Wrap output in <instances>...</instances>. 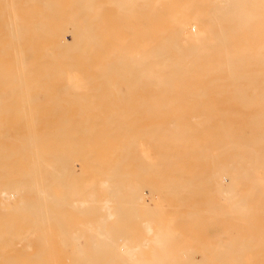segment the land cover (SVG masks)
<instances>
[{"label": "rangeland", "instance_id": "1", "mask_svg": "<svg viewBox=\"0 0 264 264\" xmlns=\"http://www.w3.org/2000/svg\"><path fill=\"white\" fill-rule=\"evenodd\" d=\"M218 6V0L217 2L216 0H0V264H98L97 262H99V264H128L129 258V264H133L131 263L132 258L135 259L133 262H135L136 259H139L140 262L142 256L144 259H142L141 262H144L145 264H148L145 260L148 261L153 258L152 264L153 262L154 264H236V262L237 264H257L255 262L264 257V254H262L261 251L264 250V240H262L264 234L262 233L261 235H258L260 234L258 233L259 231L262 230L264 232V228H262L263 224H259L261 222L264 223V213H262V208L264 207V124L263 120L257 124L248 122L250 117L263 119L264 111H261L262 109H249V107L242 106L243 103H249L252 101L253 103L263 102V99H258L256 101L254 99L247 100L235 96L236 94L233 88L232 91V89L223 86L225 84H222L221 82L222 77L218 79L214 76H206L204 66L201 67L203 70H201L202 75L200 73L197 75L176 73L175 78L173 73L168 74L169 76L172 75L173 79L171 78L172 76H168L171 79H167L165 74L161 75V77L163 76V83L166 81L168 82L165 83L166 85L161 84L162 87H159L162 82L161 77H159L160 75L155 76L149 73L156 69H154L151 61L147 60V62H149H145L147 58L144 55H146V53L143 54L144 52L149 51V49L153 52V47L157 46L155 44L158 43H154L158 40H155L154 42L153 40L155 38L157 39L159 37L158 35H162L165 38L170 32L176 30H187L194 33L204 32L205 23H210L209 20L204 19V15L210 9H217ZM260 11L261 12L257 15L259 16V14H261L263 16V27L260 28L264 32V0L263 10ZM224 13L227 14V8ZM193 15H197V20L193 19ZM2 19H4V21ZM224 19L226 21V32L224 35L218 33L217 40L215 44L212 45V48L217 51L218 56L221 54L225 56V58L217 57V62L228 65H237L236 63L238 62L234 63L232 60H228V58L235 55L243 56V53L245 52H249V55L252 58L258 53L263 52L264 35H262V41L256 40L253 43L229 42V40L232 41V39L235 38L231 36L232 34L238 37L241 33L239 31L240 27H237L238 21H233L228 26V20L226 18ZM214 22H217V31H222L219 27L220 24L223 23V19L220 20L215 17L213 23ZM73 23H75V25H73ZM180 23H186V28H180L176 25ZM228 28H232L233 31L228 33ZM11 30L13 32H11ZM248 30V28H244V31ZM79 34H83V36L81 37ZM60 35L65 38H59L61 37ZM54 38L56 40L59 38L64 43H58ZM151 38H153V40H151ZM239 38L243 37L239 36ZM145 39L146 42L149 41V39L151 42H147L146 44L144 43ZM8 40H11V43ZM221 40H224V42L222 43ZM27 41H29V43L33 42V45H31L34 46V50L37 49V55L35 54L37 57L33 56V49L29 50V48L32 47L27 44ZM25 44L29 47L27 46V48H25ZM152 44L154 46H152ZM109 45L111 50L118 49V52L116 51V53L113 50L115 53L113 54L112 51L108 49L110 48ZM144 46L145 50L143 49ZM54 47H57L59 50H56ZM150 47H152V49ZM61 48L64 52L67 50L66 53H61ZM41 49L43 50L41 51ZM58 51H60L59 53L63 54L65 57H63V55L62 57H59L60 54ZM141 51L142 55L145 57V61H143L144 57L141 55ZM151 51L149 52L151 53ZM39 52H41V54H39ZM110 52L116 57L114 58L111 56L112 54ZM136 52L139 53L137 54ZM149 52H147L148 55H150ZM53 53L54 55L55 53L59 55L56 57L54 56L53 58ZM134 53L135 56L133 59L137 58L139 61L142 59L140 63L136 59V61H132L133 59H131L132 62L129 61V58H132ZM48 54L49 56H47ZM108 54H111L109 55L111 56L110 58H107ZM118 54L122 55V57H118V59L120 58L119 60H117V56H120ZM42 56L47 58L42 60ZM124 56L125 58H123ZM5 57H7L6 59L8 61ZM105 58H107V60ZM101 59H105V68L108 69L107 67H110V71H112L108 76L107 71L109 70H103L104 67L100 64L102 62ZM148 59L151 58L148 57ZM32 60L34 61L32 62ZM254 61H257V59H252V62ZM113 62L115 63L113 64ZM142 62L147 64L144 66ZM29 63L31 64L29 65ZM104 63L102 64L103 66ZM81 64L84 65V67ZM110 64H112L113 67H111ZM120 65L122 69L120 68ZM81 67H83V71L81 70ZM115 67L117 69H115ZM168 67H165L166 69H164L170 71L172 66L169 65ZM112 68L117 70L118 74L121 71L123 74L125 73L123 76L127 79L123 78L121 74L122 72L118 79L119 76L114 75L116 72H113L115 70ZM152 68L154 70H152ZM86 69H88V71L91 69V74H88ZM119 69L121 70L119 71ZM140 70L142 71L140 72ZM145 70L147 72L146 74L149 73L156 78L154 77L151 79L149 74V79L148 77H144ZM102 71H104V73H102ZM126 71L130 72L128 73ZM102 74L103 79L105 77L104 74L108 78H106L107 80L101 79L102 85H100L101 81L99 79ZM90 75H94L96 78ZM113 75L115 78L112 77ZM110 76L112 78H110ZM45 77H48L47 82ZM96 79L100 82L95 81ZM111 79H113V81ZM108 80L112 81L111 84L110 81L106 82ZM107 83L110 85H107ZM168 83H171V87H175L177 83L175 88L178 89V94L173 88L174 92L170 90L169 93L171 87H168L170 86L167 85ZM89 84L92 86V89L88 88ZM79 85L80 87L77 88ZM207 85L209 86L207 87ZM136 86L138 87L137 90L135 88ZM191 86H195V88L199 87L196 89V93L193 92L194 87ZM81 87H85V89ZM166 87H168V91H166ZM96 88L100 90V93ZM115 88L118 90L116 91ZM156 88H159V90ZM94 89L98 92L96 93ZM79 90H89L90 92ZM92 90L94 91L91 92ZM189 90H192L193 93H190ZM118 91L120 93H117ZM143 91L145 95L143 94ZM151 91L153 92L151 93ZM159 91L161 92L160 96L166 91L164 97L162 96L163 98L159 97ZM217 91L218 95L216 93ZM154 92L156 95H154ZM171 92L175 95H170ZM151 94L153 98L150 96ZM179 94L180 98L181 96H184V99H181L180 103L178 102L180 107H178L177 104V101L180 100V98L179 100L177 98L179 97ZM154 97H157L156 99L159 97V100H154ZM172 97L174 99H172ZM118 100L122 105H118L120 104ZM151 102H153V105ZM162 102L165 103L164 107ZM123 104L125 106H123ZM144 105L149 108H145ZM154 105L155 107L157 105V107H153ZM245 108H248V110L246 111ZM243 109L244 111H242ZM154 110L157 111V113ZM258 110L259 112H257ZM118 111L120 112L118 113ZM178 113H180V117L183 116L184 113L185 118H178ZM242 113H245L246 118L248 117V121H246L247 123L241 124V121L238 123L236 122L239 120L238 117ZM141 115H143V119L141 118L139 120L143 121L145 119L144 123L138 120V117ZM164 116H168L170 120L168 117L165 119ZM171 116L174 117V121L177 123H173L171 120L173 118ZM186 116H188V120L189 116L194 117L191 118L192 121L190 120L188 122ZM196 116L199 117L196 118ZM177 118L178 120L180 119L179 122L178 120H175ZM183 118L184 120L186 119L185 122H183ZM116 119H119V121H116ZM193 119L196 120V122H194L201 127L197 126L198 131H195L196 127L194 126L195 123L193 122ZM228 120L231 121V123L228 122ZM118 122L119 125H117ZM155 122H158L160 125L159 127H162L161 129L158 128L160 129L157 131L159 133L155 131L157 128V126L153 124ZM160 122L161 124L164 122L162 126ZM180 122L182 125L186 124L184 125L185 127L181 124L179 126L178 124ZM151 123V126L156 127L155 129L152 128L153 130L150 129ZM136 124L138 126H136ZM146 124H149V126L146 127ZM171 126L175 132L177 131L176 126H179V128L184 127L183 130L178 129L177 131H182V133L184 130L189 133L190 127L193 129L194 126L192 136H190L188 140L183 138L185 145H182L181 139L182 137H186V135H182L181 137L178 133L173 132L180 136L181 141H178L175 144L173 142L174 138L177 139L179 136H176L177 138L172 137L173 140L170 142H173L175 146L174 144H171V148H169V143L166 147L168 140L171 139V135H173L171 133L172 130L169 133L167 132L168 128L172 129ZM116 127L118 129L120 128V133H118L119 131ZM143 129L147 130L146 135L142 133L145 132ZM138 131L140 134H136ZM150 131H155V133H157L155 136L159 135L157 136L158 140H154L155 136H153L152 133V137L148 135ZM186 131L185 134L187 133ZM182 133L180 132V134ZM165 134L167 136L162 137ZM138 135L141 137H137ZM133 137H135V140L133 139L134 141L131 139ZM136 137L139 140L136 139ZM124 138L127 140V143H124L125 147L128 146V148L123 147L125 149L122 150V147H118L117 145L119 144L118 140H124ZM165 138L169 139L165 141ZM129 139L133 141L132 144L137 140L136 144L134 143L132 145L131 142H128ZM194 139L197 141L191 144L190 141L193 142ZM151 140H153V142ZM162 140L163 142H160L162 145L158 146L157 144H160L159 141ZM138 141H140V144ZM119 142L122 144L123 141ZM141 142L143 143L141 144ZM154 142L158 143L156 144ZM189 142L192 151L191 149L188 151ZM129 145L132 146L133 149H129ZM180 145L182 148H180ZM122 146L124 145L122 144ZM154 147L159 150V152L157 151L159 154L157 152L153 153L155 151ZM178 147V153L179 151H182V153L180 152L182 156L179 154V157L176 151H174V149L177 150ZM119 148L121 149L118 151ZM134 148L140 153L134 150ZM151 149L152 153L149 154ZM117 151L119 154L116 153ZM129 151H136L140 155H136L137 153L132 152L130 153V157L127 155ZM146 151L148 155L144 153ZM171 151L176 153L177 156L173 153L171 154ZM195 151H198V153ZM257 153L260 155H257ZM122 154H124L123 156H126L121 158ZM149 155L150 157L152 155V158L150 159H153L154 161L151 160L150 162L148 158ZM133 156H136L134 157L135 159ZM137 156L139 157L137 158ZM145 157L146 159H143ZM257 157L260 158V162ZM175 161H178V164H174L176 163ZM147 162H149V164ZM196 162H198V166L195 165ZM171 163L172 165H176L175 168L179 165L177 170L180 172L175 168L171 169L174 167ZM140 165H146L151 169L149 172H145L147 168L143 166L141 169ZM191 165H194L193 168ZM195 166L197 169L199 167V169L196 170L194 168ZM252 166H254V168H251ZM138 167H140V172H137ZM159 167L162 169L159 170ZM143 169L145 170L143 171ZM170 169L175 172L174 175H171L173 172H170ZM190 171L193 174L197 171L198 172L194 174V176H191L192 174ZM153 172H155L156 175L155 173L152 175ZM158 172L163 175L162 178L160 177L161 174ZM187 174L190 175L186 176ZM195 175H198V178ZM168 177L171 179H167ZM193 177L196 178L194 179ZM137 178L138 180H136ZM156 178L159 180L156 181L161 183L159 187V183L156 185L155 180H153ZM145 179H147V182L144 181ZM150 179L151 182H149ZM175 180L178 182L176 183V186H174L176 182ZM21 182L27 186L23 189V192L20 193L21 196L19 195L20 199L24 200L22 202L20 199L17 200L19 198L18 195H12L13 192L18 189L17 187H19ZM104 182H107L106 185H104ZM190 182L195 185L197 190L199 188V194L197 193L199 197H193L194 195L192 196L189 194L188 191L191 190V187L193 186H189L191 184ZM233 182H236V184ZM30 183H32V186ZM117 183H119L120 186L125 183L123 185L128 187L129 184L132 185V187L134 185L141 189H138L139 191H137L138 193L141 192L143 195L145 190V197L140 193L137 195L141 199L143 198L142 202L139 197L137 202H133L134 199H137L135 196L137 193L135 190L137 188L135 189V187H133L130 190L129 187V191L127 190L128 187H126V191L124 190L125 188L122 189V186H118ZM151 183H155V185L153 184V186ZM36 184L38 186H36ZM102 184L104 186H102ZM114 184L115 187H111L112 185L114 186ZM149 184L151 185L150 187H152L151 189L153 192L150 187H148ZM98 185H101L100 189ZM237 185L240 186L237 188ZM38 187H43L48 196H44L46 201L40 207L35 208L36 210H33V208L30 210V208L28 209L29 205H27L26 208V205L23 203H26L27 201L33 206L40 205L39 201L42 197L41 194L37 192ZM179 187L182 190L184 189L186 193L184 191L182 192ZM113 188H118L119 190L115 189L114 191ZM167 188H170L171 192L170 189L167 190ZM120 189L124 191H121L122 194L120 193L122 196L119 194ZM172 190L177 191H174V193ZM237 190L239 191L237 192ZM128 191L130 193L132 192V194ZM192 191H194L193 188L190 192ZM3 192L6 195H2ZM93 192H96V194H93ZM106 192L110 193L108 195L111 196L108 198V195L106 194L109 202H107V198L105 199L106 196L104 193ZM195 192L193 193L196 195ZM156 193H158V195ZM113 194L118 195L115 196ZM184 194L188 195L183 196ZM177 195L180 196L178 197ZM38 196H40V198H38ZM244 196L248 197L245 198ZM117 197L119 198L118 200ZM177 197L179 200L178 202ZM249 198L251 201L256 200V202H248L247 199ZM43 199L41 201H44ZM169 200L172 201L170 202ZM258 200L259 202H257ZM260 200H262L263 203ZM160 201H162V203ZM165 201H167V203ZM186 201L188 203H186ZM119 202H121L120 204L123 203L125 205L122 206L117 204ZM196 202L201 203V205H199L200 203L198 204V209L196 208ZM260 202L262 205H259ZM21 205L25 206L22 207ZM183 205H185V208L181 207ZM108 206L109 210L107 209ZM116 206L121 210L119 208L117 209ZM120 206L123 208L126 207V209H123ZM248 206L252 207L250 208L252 211H249V208H246ZM110 207H113L112 210ZM235 207L236 212L234 211ZM115 208L117 212L121 211V213L125 210V212L120 215L121 217L116 216L117 212L114 211ZM136 208L141 209L138 210ZM232 208H234V210ZM26 209L28 212H26ZM29 210L31 212H29ZM238 210L240 212H237ZM241 211H243V213ZM255 211H257V213L259 211L261 215H257ZM107 212L108 215H105ZM150 212L151 219L145 216ZM199 212L202 214L199 215ZM244 212L247 214V217L246 214L244 215ZM250 212L251 214H248ZM109 213L111 217H108ZM175 213L176 215L178 214L177 217L174 216ZM238 213L239 215L237 216L236 214ZM241 214L246 217V220H248L247 218L250 216L248 220L249 222L251 216H254L252 218H254L255 221H253V219L251 222L262 225L258 227V225L252 223V226L255 225L254 229L256 226L258 227H256L257 229H255V231L257 232L258 230V234L256 235L257 238H259L257 239L258 244L254 246L253 243H255L256 237L252 238V236H255V234H248L249 236H247V234L244 235L245 233L243 234L241 232L244 237H242L243 235L239 238L237 237L239 235L234 236L235 233H238L233 230H236V228H234L235 224L241 225L243 223H241V221L236 222L239 220H234L235 223L233 219H236ZM122 215H124V218ZM188 215L195 220H191L192 218ZM229 215H234L233 217H236H229ZM140 216L143 218L142 221L141 218H139ZM241 217L239 218L242 219V222H246L247 224L248 221H244L243 216ZM135 218H137V220ZM171 220H173V222ZM100 222H102V225ZM107 222L108 224H106V226L104 223ZM96 224H100L98 227L101 231H99L98 228L96 229ZM244 225H242V227L235 226L238 227V234L241 235V230L246 231L249 227L252 228V226L246 228L247 225ZM251 228L249 229V232L253 233L254 230ZM107 229L108 231H106ZM111 229H114V232L118 233V235H114L115 237L112 236L113 232H111ZM103 230L106 232H103ZM91 231H95L96 234H93ZM100 232L104 234L111 233V237L113 238H111L109 234L107 236L110 240L114 239L113 241L115 243L111 241L112 246H110L111 244L109 245L108 243L110 240H101L107 238V236L103 235V237L105 236L104 238L98 237ZM28 233L30 234L29 236H27ZM65 233L69 237H67ZM158 235H161L159 239ZM75 236L77 237V241H74L76 239H72L71 242L69 238ZM96 236L97 238H95ZM79 238L81 239L79 240ZM94 238L98 242H96ZM244 239L247 243L243 241ZM236 240L242 242L238 243L239 248L242 246L240 249L236 246ZM156 241H158V243H156ZM47 242L49 246L47 245ZM101 243L103 246L100 245ZM87 245L88 247H86ZM89 245H94L92 248L94 250L89 248ZM121 245L126 249L125 252L128 249L133 250L132 248H134L133 252L137 251L136 253L134 252L137 256L134 255L132 251L131 253L128 251L127 253H124V249L122 250ZM259 246L260 249H258ZM44 247H46V249ZM95 247L98 249H101L102 247L104 250H98ZM135 247L139 250H136L137 248ZM248 247H250V249ZM78 249H80V252H77ZM209 250H212V252ZM196 251H198V253ZM87 253H92L94 255L90 254L88 256ZM230 253H232V256ZM76 254H80L81 258H78L79 255L77 257ZM96 254H101L102 258ZM95 255L96 257H94ZM240 255L243 257L245 256L244 261L240 259ZM249 255L250 258L248 257ZM252 257H254L255 260ZM83 258L86 260L84 261ZM78 259H80V261ZM106 261L108 262L106 263ZM242 261L243 263H241ZM262 261H264V259L261 260V263ZM134 264H136V262ZM258 264H260L259 260ZM262 264H264V262Z\"/></svg>", "mask_w": 264, "mask_h": 264}, {"label": "bare ground", "instance_id": "2", "mask_svg": "<svg viewBox=\"0 0 264 264\" xmlns=\"http://www.w3.org/2000/svg\"><path fill=\"white\" fill-rule=\"evenodd\" d=\"M118 2V1H117ZM216 2H217V0H216ZM218 2H219V6H218V8L217 9H210L205 15H204V19H206V20H209L210 21V23L209 24H207V23H205V26H204V28H205V31L204 32H197V33H194V32H191V31H187V30H176V31H172V32H170L168 35H166L167 37H163L162 35L160 36V35H158L159 37L156 39H154L153 40V38H151V40H153V42L155 41V40H158V41H155L154 43H156V42H158L157 44H155V45H157V46H155V47H153V52L149 49V51H151V53L149 52V51H147V52H149L150 53V55H148L147 54V52H144L143 54H145L146 53V55H144V56H146V61H145V57L142 55V51H141V55L144 57V59H143V61H145V62H147V60H149V61H151V64L153 65V67H154V69H156V70H154L153 68H152V70H154L153 72H149V70H148V72L150 73V74H152V75H155V76H159V77H161V75H166V77H167V79H173V76L175 77V74L176 73H178V74H201L202 73V69H201V67L202 66H204V72H205V74H206V76H208V75H210V76H214V77H217L218 79L220 78V77H222L221 78V82H222V84H225V85H223V86H226V88H228V89H234V92H235V96H238L239 98H244V99H247V100H250V99H254V100H258V99H260V100H262L263 99V102H254L253 103V101L252 102H247V103H243L242 104V106H246V107H249V109L251 108H256V109H262L261 111H264V48H263V52L262 53H258L256 56H254V57H252L251 58V56L249 55L250 53L249 52H245V53H243V56H238V55H235V56H233V57H229L228 58V60H232L234 63H236V62H238V63H236L237 65H228V64H225V63H220V62H217V57H221V58H225V56H223V54H221V55H217V51H215V49H213L212 47V45L213 44H215V42H216V40H217V36H218V33H220V34H223L224 35V33L226 32V30H225V25H226V21H225V19L224 18H226L227 20H228V26L230 25V23L231 22H233V21H238V26L237 27H240V29H239V31L241 32L239 35H238V37L237 36H235V35H231V36H233V37H235L234 39H232V41L231 40H229V42H234V43H240V42H245V43H253V42H255L256 40H260V41H262V35H264V32H263V30L261 29L262 27H263V16L261 15V14H259V16L257 15L258 13H260L261 11L260 10H263V0H218ZM261 4V5H260ZM260 5V6H259ZM227 8V14H225L224 13V11H226V8ZM218 11H219V15H218ZM247 12V13H246ZM215 17H216V19H220V20H222L223 19V23H221L220 24V30H222V31H220V32H218L217 31V22H214L213 23V20L215 19ZM193 19L195 20H197V15H193ZM1 20V19H0ZM3 21H4V19H2ZM229 20H231V21H229ZM3 23V22H2ZM10 23V22H9ZM1 24V23H0ZM194 24V23H193ZM192 24V25H193ZM10 25H11V23H10ZM73 25H75V23H73ZM178 27H180V28H186V23H180V24H176ZM69 26H70V24H69ZM160 26V25H159ZM193 26H195V25H193ZM261 27V28H260ZM10 28H11V26H10ZM244 28H248L249 30L248 31H244ZM16 31V30H15ZM15 31H14V33H15ZM228 33H231L232 31H233V29L232 28H228ZM11 32H13L12 30H11ZM20 32H21V30H20ZM16 33H17V31H16ZM89 33V32H88ZM63 34V33H62ZM85 34V33H84ZM149 34H150V32H149ZM24 35V34H23ZM26 35V34H25ZM58 35H59V33H58ZM64 35V34H63ZM79 35H81V34H79ZM153 35V34H152ZM242 35V36H241ZM61 36V35H60ZM65 36V35H64ZM83 36V34L81 35V37ZM231 36H230V38H231ZM239 36L240 37H243V38H239ZM24 37V36H23ZM51 37V36H50ZM59 38H65V37H63V36H61V37H59ZM55 39V41H57L58 43H64L63 41H61L60 39ZM147 38H149V37H147ZM79 39V38H78ZM82 39V38H81ZM151 40L149 39V41H147V42H151ZM10 43H11V40H8ZM54 41V42H55ZM94 41V40H93ZM142 41H143V39H142ZM222 41V43L224 42V40H221ZM147 42H146V39L144 40V43H146L147 44ZM2 43V42H1ZM33 43V42H32ZM31 42L29 43V41H27V44L30 46L31 44H32ZM82 43V42H81ZM90 43H92V42H90ZM112 43V42H111ZM140 43V42H139ZM148 43V44H149ZM153 43V44H154ZM8 44V43H7ZM56 44V43H55ZM96 44V43H95ZM104 44V43H103ZM143 44V43H142ZM152 44V46H154ZM2 45V44H1ZM27 45V46H28ZM33 45V44H32ZM31 45V47L32 48H29V50H31V49H33V47L34 46H32ZM58 45V44H57ZM112 45V44H111ZM145 45V44H144ZM25 46H26V44H25ZM27 46L25 47V48H27ZM28 46V47H29ZM96 46V45H95ZM136 46V45H135ZM109 47H110V45H109ZM56 50L58 49L57 47H54ZM60 48V47H59ZM151 49H152V47H150ZM55 49H54V51H55ZM62 49V48H61ZM77 49V48H76ZM108 49H110V51H112V53L113 54H115L114 53V51L116 52H118V49L117 50H111V47L110 48H108ZM129 49V48H128ZM131 49V48H130ZM144 50H145V46H144V48H143ZM37 50V49H36ZM36 50H32V54H33V56H35V57H37L36 55H37V51ZM43 49H41V51H42ZM59 50V49H58ZM94 50V49H93ZM34 51V52H33ZM67 51V50H66ZM66 51L64 52L63 51V49H62V52L61 53H66ZM75 51H77V50H75ZM36 52V53H35ZM48 52V51H47ZM60 51H58V53H59ZM70 52H72V51H70ZM108 52V51H107ZM116 52V53H117ZM132 52V51H131ZM43 53V52H42ZM61 53H59V54H57V53H55V55H54V53H53V58H54V56L56 57V56H58L59 55V57L61 56L62 57V55L63 54H61ZM69 53V52H68ZM79 53V52H78ZM111 53V52H110ZM111 53V54H112ZM137 53V52H136ZM139 53V52H138ZM137 53V54H138ZM36 54V55H35ZM39 54H41V52H39ZM107 54V53H106ZM111 54H108L107 55V58H110L111 56H113L114 58L116 57V56H114L113 54L111 55ZM90 55V54H89ZM109 55H111V56H109ZM118 55H120V54H118ZM140 55V54H139ZM148 55V56H147ZM41 56V55H40ZM47 56H49V54L47 55ZM82 56V55H81ZM109 56V57H108ZM135 56V53L133 54V56H132V58L130 57L129 58V61H131V59H133V57ZM138 56V55H137ZM136 56V57H137ZM3 57V56H2ZM35 57H34V59H35ZM63 57H65L64 55H63ZM79 57H80V55H79ZM102 57V56H101ZM118 57H122V55H120V56H117V60H119L118 59ZM148 57L149 58H151V59H148ZM4 58V57H3ZM7 57H5V59H6ZM44 58H45V56L43 57L42 56V60H44ZM47 58V57H46ZM45 58V59H46ZM67 58V57H66ZM95 58V57H94ZM99 58V57H98ZM107 58H105L106 60H107ZM123 58H125V56L123 57ZM139 58V57H138ZM30 59V58H29ZM37 59V58H36ZM50 59V58H49ZM63 59V58H62ZM65 59V58H64ZM90 59V58H89ZM88 59V60H89ZM105 59L104 60H102L101 59V61L104 63V61H105ZM113 59V58H112ZM138 60L139 61V59H137V58H134L132 61H136V60ZM252 59H257V61H254V62H256V63H254V62H252ZM7 60V59H6ZM78 60H80V59H78ZM109 60V59H108ZM8 61V60H7ZM31 61V60H30ZM34 60H32V62H33ZM97 61H99V60H97ZM111 61V60H110ZM131 61V62H132ZM137 61V62H138ZM142 61V59H140V61H139V63ZM148 61V62H149ZM81 62V61H80ZM100 63L101 64V66L102 67H104L103 68V70L104 69H106L105 67V63H104V66L102 65L103 63ZM145 62H142L143 64H144V66L148 63H145ZM112 63V62H111ZM115 62H113V64H114ZM126 63V62H125ZM31 63H29V65H30ZM82 64H83V62H82ZM81 64V65H82ZM122 64V63H121ZM129 64V63H128ZM143 64H141V65H143ZM111 65V67H113L112 66V64H110ZM110 65H107V66H110ZM118 65H119V63H118ZM136 65V64H135ZM172 66V69L170 70V71H167V70H165L166 68L165 67H168V66ZM78 66H80V65H78ZM83 67H84V65H82ZM100 66V67H101ZM130 66V65H129ZM140 66V65H139ZM83 67H81V70H82V68ZM99 67V68H100ZM101 67V68H102ZM152 67V66H151ZM150 67V68H151ZM108 69H106V70H109V71H107V76L110 74V72H112V71H110L111 69H110V67H107ZM120 68H121V65H120ZM161 68H162V70H161ZM165 68V69H164ZM169 68V67H168ZM94 69H95V67H94ZM97 69V68H96ZM113 70H115V69H117L116 67H115V69L114 68H112ZM122 69V68H121ZM121 69H119V71L121 70ZM128 69V68H127ZM138 69V68H137ZM80 70V71H81ZM91 70V69H90ZM90 70L88 71V69H86V72H88V74L90 73ZM98 70V69H97ZM202 70V71H201ZM83 71V70H82ZM81 71V72H82ZM92 71V70H91ZM95 71V70H94ZM100 71V70H99ZM118 71V72H119ZM133 71V70H132ZM137 71V70H136ZM142 70H140V72H141ZM151 71V70H150ZM85 72V73H86ZM106 72V71H105ZM109 72V73H108ZM113 72H116L117 73V70H115V71H113ZM122 72V71H121ZM120 72V73H121ZM126 72H128V71H126ZM130 72V71H129ZM128 72V73H129ZM95 73V72H94ZM102 73H104V71H102ZM114 74L115 76L117 75V76H119L118 77V79L120 78V73L118 74ZM136 73V72H135ZM143 73V72H142ZM147 72H146V70H145V75H144V77H148V79H149V77L151 76L149 73V75L148 74H146ZM154 73V74H153ZM174 74L172 77L171 76H169L168 74ZM81 74V73H80ZM88 74H87V77H88ZM91 74V73H90ZM95 74H97V73H95ZM101 74V73H100ZM122 74V76L125 74H123V72L121 73ZM157 74V75H156ZM112 76V77H114L115 78V76ZM133 75V74H132ZM195 75V76H196ZM202 75V74H201ZM200 75V76H201ZM90 76H94V75H90ZM104 79H103V74H102V76L100 77V81H101V79L102 80H107L106 78H108L105 74H104ZM142 76V75H141ZM155 76H151L150 78L151 79H153ZM171 77V78H169V77ZM183 76V75H182ZM95 77V76H94ZM111 76H110V78H112ZM139 77H140V74H139ZM138 77V78H139ZM143 77V76H142ZM163 77V76H162ZM162 77H161V81H162ZM192 77H194V76H192ZM205 77V76H204ZM41 78H43V77H41ZM46 78V77H45ZM48 78V77H47ZM46 78V82L48 81V79ZM96 78V77H95ZM123 78H125V79H127L126 77H124L123 76ZM156 78V77H155ZM176 78V77H175ZM117 79V78H116ZM131 79V78H130ZM140 79V78H139ZM147 79V78H146ZM150 79V80H151ZM165 79V78H164ZM194 79V78H193ZM197 79V78H196ZM222 79H224V80H222ZM99 80H95V81H98V82H100ZM112 81H113V79H111ZM121 80H122V77H121ZM160 80V79H159ZM158 80V81H159ZM87 81V80H86ZM110 80H108V81H106V82H109ZM112 81H110V84H111V82ZM117 81H119V80H117ZM131 81V80H130ZM130 81H129V83H130ZM142 81V80H141ZM152 81V80H151ZM164 81V80H163ZM163 81L160 83V85H159V87L161 86L162 87V85L161 84H165V83H167L168 81H166L165 83H163ZM88 82V81H87ZM91 82V81H90ZM89 82V83H90ZM136 82H137V80H136ZM139 82V81H138ZM170 82H171V80H170ZM202 82H203V80H202ZM201 82V83H202ZM86 83V82H85ZM97 83V82H96ZM101 84L100 85H102V81L100 82ZM125 83V82H124ZM123 83V84H124ZM159 83V82H158ZM178 83V82H177ZM177 83H176V86H177ZM78 84H80V83H78ZM88 84V83H87ZM109 83H107V85H108ZM109 84V85H110ZM117 84V83H116ZM136 84V83H135ZM134 84V85H135ZM149 84H151V83H149ZM208 84V83H207ZM215 84V83H214ZM81 85V84H80ZM80 85L77 87V88H79L80 87ZM85 85V84H84ZM98 85V84H97ZM104 85V84H103ZM114 85H115V82H114ZM126 85V84H125ZM124 85V86H125ZM143 85V84H142ZM166 85V84H165ZM167 85H170V86H168V87H171L172 85H171V83H168ZM113 86V85H112ZM127 86V85H126ZM133 86V85H132ZM164 86V85H163ZM175 86V87H176ZM209 85H207V87H208ZM92 86H90V84H89V89L91 88ZM94 87V86H93ZM107 87V86H106ZM109 87V86H108ZM117 87V86H116ZM131 87V86H130ZM140 87V86H139ZM155 87H156V85H155ZM168 87H166V91H168L167 89H168ZM175 87H171V89H169V93H170V90H172L173 91V89L174 90H176V92H177V94H178V89H176ZM191 87H194L195 88V86H191ZM198 87V86H197ZM214 87H215V85H214ZM216 87H218V86H216ZM81 88H83V87H81ZM111 88V87H110ZM120 88V87H119ZM136 88V90H137V86L135 87ZM147 88V87H146ZM173 88V89H172ZM193 88V92L194 93H196V89H198V88H195L194 89ZM83 89H85V87L83 88ZM92 89V88H91ZM97 89V88H96ZM102 89V88H101ZM116 89V88H115ZM156 89H158L159 90V88H156ZM155 89V90H156ZM185 89V88H184ZM218 89V88H217ZM233 89H232V91H233ZM95 90V89H94ZM94 90H92L91 92H93ZM97 90H99V89H97ZM97 90H95L96 91V93L98 92ZM111 90H112V88H111ZM118 89H116V91H117ZM121 90V89H120ZM145 90V89H144ZM150 90V89H149ZM157 90V91H158ZM1 91H2V89H1ZM79 91H89V90H79ZM115 91V92H116ZM162 91V90H161ZM166 91H164V93L166 92ZM206 91V90H205ZM90 92V91H89ZM88 92V93H89ZM110 92V91H109ZM112 92H113V90H112ZM112 92H111V94H112ZM129 92H130V89H129ZM153 91H151V93H152ZM174 92V91H173ZM189 92L191 93L192 92V90H189ZM192 92V93H193ZM224 92V91H223ZM2 93V92H1ZM99 93H100V90H99ZM117 93H120L119 91L117 92ZM137 93V92H136ZM155 93V92H154ZM153 93V94H154ZM159 93V97H164V93H163V95L162 96H160V91L158 92ZM180 93V92H179ZM217 93V95H218V91L216 92ZM110 94V93H109ZM143 94H144V91H143ZM172 94H174V93H172L171 92V94L170 95H172ZM182 94V93H181ZM207 94H209V93H207ZM212 94V93H211ZM234 94V93H233ZM233 94H232V96H233ZM2 95V94H1ZM113 95V94H112ZM114 95H115V93H114ZM131 95V94H130ZM134 95V94H133ZM145 95V94H144ZM143 95V96H144ZM154 95H156V93L154 94ZM175 95V94H174ZM186 95V94H185ZM217 95H216V97H217ZM225 95V94H224ZM118 96V95H117ZM116 96V97H117ZM150 96H152V94L150 95ZM149 96V97H150ZM179 97H177L178 98V100H179V98H180V94L178 95ZM228 96V95H227ZM120 97V96H119ZM148 97V98H149ZM159 97H158V99H156L157 97H154L155 99L154 100H159ZM162 97V98H163ZM174 97V96H173ZM172 97V99H174ZM184 96H181V98H180V100L179 101H177V104H178V102L180 103L181 102V99H184L183 98ZM229 97V96H228ZM228 97H226V98H228ZM135 98H136V96H135ZM146 98V97H145ZM152 98H153V96H152ZM123 99V98H122ZM147 99V98H146ZM145 99V100H146ZM151 99V98H150ZM211 99V98H210ZM139 100V99H138ZM143 100V99H142ZM151 100H153V99H151ZM153 100V101H154ZM177 100V99H176ZM175 100V101H176ZM119 101V100H118ZM117 101V102H118ZM122 101V100H121ZM136 101V100H135ZM150 101V100H149ZM174 101V102H175ZM216 101V100H215ZM116 102V103H117ZM138 102V101H137ZM145 102V101H144ZM119 103H120V101H119ZM123 103V102H122ZM149 103V102H148ZM152 103V105H153V102H151ZM163 103V102H162ZM176 103V102H175ZM131 104H132V102H131ZM167 104V103H166ZM115 105V104H114ZM119 106L120 105H122L121 103L120 104H118ZM117 105V107L119 108V106ZM164 105H165V103H163V107H164ZM192 105V104H191ZM123 106H125L124 104H123ZM122 106V107H123ZM160 106H161V104H160ZM194 106V105H193ZM257 106V107H256ZM139 107V106H138ZM137 107V108H138ZM143 107V106H142ZM144 107H145V105H144ZM148 107V106H147ZM147 107H145V108H147ZM153 107H155V105L153 106ZM156 107H157V105H156ZM155 107V108H156ZM162 107V106H161ZM178 107H180V105L178 104ZM124 108V107H123ZM129 108V107H128ZM149 108V107H148ZM189 108V107H188ZM190 108H191V106H190ZM122 109V108H121ZM125 109V108H124ZM132 109V108H131ZM135 109V108H134ZM246 109V108H245ZM138 110V109H137ZM211 110V109H210ZM237 110V109H236ZM248 110V108L246 109V111ZM113 111H115V110H113ZM123 111V110H122ZM126 111V110H125ZM155 111V110H154ZM153 111V112H154ZM164 111V110H163ZM180 111V110H179ZM218 111V110H217ZM238 111V110H237ZM242 111H244V109L242 110ZM120 111H118V113H119ZM134 112H136V111H134ZM148 112V111H147ZM150 112V111H149ZM156 113H157V111H155ZM169 112V111H168ZM173 112V111H172ZM257 112H259V110L257 111ZM115 113V112H114ZM123 113V112H122ZM137 113V112H136ZM141 113V112H140ZM159 113V112H158ZM194 113V112H193ZM126 114V113H125ZM142 114V113H141ZM146 114V113H145ZM164 114V113H163ZM170 114V113H169ZM246 114H248V113H246ZM116 115V114H115ZM139 115V114H138ZM150 115V114H149ZM160 115V114H159ZM165 115V114H164ZM166 115H168V114H166ZM178 115L179 116H177L178 118H182V117H184L185 118V115H184V113H183V116H181L180 117V113H178ZM181 115H182V113H181ZM187 115V114H186ZM188 115H190V114H188ZM193 115V114H192ZM142 116L143 115H141L140 117H138V120L139 119H141L142 118ZM158 116V115H157ZM163 116V115H162ZM175 116V115H174ZM117 117V116H116ZM136 117V118H137ZM155 117V116H154ZM160 117V116H159ZM165 117V119H166V117H168V116H164ZM163 117V118H164ZM172 117V116H171ZM176 117V116H175ZM188 116H186V118H187ZM194 117V116H193ZM193 117H190L189 116V120H188V118H187V121L189 122L190 120H191V118H193ZM197 117H199V116H196V118ZM201 117V116H200ZM238 117V116H237ZM146 118V117H145ZM169 118V117H168ZM173 119H171L172 121H173V123H177L176 121H174V117H172ZM178 118L177 119H175V120H178ZM184 118H183V120H184ZM195 118V119H196ZM248 118V117H247ZM246 118V116H245V113H242L239 117H238V121H236L237 123L239 122V121H241V124L242 123H247L246 121H248V119ZM143 119V118H142ZM154 119V118H153ZM180 119L178 120V122L180 121ZM146 120H147V118H146ZM150 120H152V119H150ZM169 120H170V118H169ZM186 120V119H185ZM185 120L183 121V122H185ZM199 120V119H198ZM197 120V121H198ZM213 120V119H212ZM227 120V119H226ZM225 120V121H226ZM233 120H234V117H233ZM263 120V124H264V117H263V119L262 118H254V117H250L249 118V123L250 122H253V123H255V124H257V123H260L261 121ZM116 121H119V119H116ZM140 122H142V123H144V121H145V119L142 121V120H139ZM186 121V122H187ZM192 121V120H191ZM196 122V120H194L193 119V122ZM223 121H224V118H223ZM137 122V121H136ZM140 122H138V123H140ZM154 122V121H153ZM171 122V121H170ZM182 122V123H183ZM194 122V123H195ZM222 122V121H221ZM227 122V121H226ZM228 122H230L231 123V121H229L228 120ZM137 123V124H138ZM157 123V124H156ZM164 123V122H163ZM163 123L161 124V122H160V124H161V126L163 125ZM193 123V124H194ZM198 123V122H197ZM214 123V122H213ZM136 124V126H138ZM153 124H155V126H157V128L155 127V126H151L152 125V123L150 124V129H152V128H156L155 129V131L157 132V131H159L162 127H159L160 125L158 124V122H155V123H153ZM180 124H181V122L178 124L179 126H180ZM189 124V123H188ZM217 124V123H216ZM220 124H223V123H220ZM117 125H119V122H118V124ZM135 125V124H134ZM165 125V124H164ZM182 125V124H181ZM184 125H186V124H184ZM184 125H182V126H184ZM203 125V124H202ZM125 126V125H124ZM139 126H141V125H139ZM149 126V124L147 125L146 124V127H148ZM166 126H167V124H166ZM169 126V125H168ZM179 126H176L177 128V131H178V129H181V130H183V128L185 127H181V128H179ZM188 126V125H187ZM186 126V127H187ZM194 126L196 127V129H195V131H198L197 130V126L198 127H200L198 124H194ZM194 126H193V129H194ZM207 126V125H206ZM209 126V125H208ZM233 126V125H232ZM118 127V126H117ZM116 127V128H117ZM146 127H142V128H146ZM165 127V126H164ZM172 127V126H171ZM241 127V126H240ZM158 128H160V129H158ZM192 127H190V129H189V133L186 131V130H184L183 131V133H182V131H179V132H175V131H173V127H172V129L171 128H168L169 129V131H168V129H167V132L169 133L171 130V133L174 135H171V139H169V138H167V139H169L168 140V143L166 144V147H167V145L170 143V147L169 148H171V144H176L178 141H181L182 140V145H185L184 144V139H186V140H188L189 138H190V136H192V130L193 129H191ZM201 128V127H200ZM210 128V127H209ZM118 129V128H117ZM199 129V128H198ZM144 130V129H143ZM153 130V129H152ZM175 130V129H174ZM190 130H191V132H190ZM202 130V129H201ZM200 130V131H201ZM118 133H120V128L118 129ZM145 132H142V133H144V135H146L147 134V130H144ZM155 131H153V132H151L150 131V133H148V135H150L151 137H152V135L153 136H155L157 133H159V132H157V133H155ZM185 131L187 132L186 134H185ZM166 131H165V133H167ZM173 132H175V133H178L181 137H182V135H186V137H182V139L180 140V136L179 135H177V134H174ZM180 132L182 133V134H180ZM205 132V131H204ZM203 132V133H204ZM151 133H152V135H151ZM168 133H167V135H168ZM136 134H140V132L138 131V132H136ZM135 134V135H136ZM163 134V133H162ZM144 135H142V136H144ZM166 134L165 135H163L162 137H166L167 136ZM205 135H206V133H205ZM227 135V134H226ZM157 136H159V135H157ZM157 136H155V138H154V140L156 141V139L158 140V138H157ZM178 138H177V137ZM195 136V135H194ZM137 137H141L140 135H138ZM136 137V139H138ZM161 137V138H162ZM174 137H176L177 139H175L174 138V143L172 142H170L171 140H173V138ZM160 138V137H159ZM184 138V139H183ZM197 138V137H196ZM119 139V138H118ZM132 140L134 139L135 140V137H133V138H131ZM167 139L165 138L164 140L165 141H167ZM124 140H125V138H124ZM118 140V147L119 146H121L122 147V150L123 149H125V148H128V146H126L125 147V144L124 143H127V140ZM133 140V141H134ZM139 140V139H138ZM141 140H143V139H141ZM190 140H193V139H190ZM189 140V141H190ZM218 140V139H217ZM227 140V139H226ZM119 141H123L122 142V144L124 145V146H122V144H120L121 142H119ZM133 141H131L130 139H129V141L128 142H131V144H132V142ZM144 141V140H143ZM152 142H153V140H151ZM164 141V142H165ZM176 141V142H175ZM197 140L196 139H194V141L192 142V141H190L191 142V144H193L194 142H196ZM136 142H137V140L134 142L135 144H136ZM139 142V144H140V141H138ZM146 142V141H145ZM160 142H163V140L162 141H159V143ZM190 142H189V150L188 151H190ZM133 143V144H134ZM143 142H141V144H142ZM154 143H158V142H154ZM98 144V143H97ZM128 144H130V143H128ZM132 144V145H133ZM156 144H154V145H156ZM175 144H174V146H175ZM180 144V143H179ZM178 144V145H179ZM99 145V144H98ZM127 145V144H126ZM147 145V144H146ZM153 145V146H154ZM158 146H160V145H162V143H160V144H157ZM177 145V146H178ZM263 145V144H262ZM99 146H101V145H99ZM138 146H140V145H138ZM141 146H143V145H141ZM163 146H164V144H163ZM181 146V145H180ZM188 146V145H187ZM123 147H125V148H123ZM129 149H133V147L132 146H130L129 145ZM185 147V146H184ZM149 148H151V147H149ZM180 148H182V146L180 147ZM187 148V147H186ZM186 148H185V150H186ZM121 148H119L118 149V151L120 150ZM141 149V148H140ZM153 149V148H152ZM152 149H151V152L149 153V154H151L152 153ZM154 149H155V147H154ZM162 149V148H161ZM173 149V148H172ZM178 149H179V147L177 148V150H175L174 149V151H176V153L178 154V157H179V154H180V152L182 153V151H179V153H178ZM134 150H136L135 148H134ZM144 150V149H143ZM170 150V149H169ZM118 151L116 152L117 154H119L118 153ZM127 151V150H126ZM125 151V152H126ZM138 153H140L138 150H136ZM136 151H134L135 153H137ZM141 151V150H140ZM148 151V150H147ZM147 151L146 152H144L145 154H147ZM159 152V150H157V148L155 149V151L153 152V153H155V152ZM161 151V150H160ZM162 151H163V149H162ZM187 151V150H186ZM191 151H192V149H191ZM128 152V151H127ZM126 152V153H127ZM133 151H129V153L127 154L128 156H130L131 157V154L130 153H132ZM133 152V153H134ZM157 152V153H158ZM195 152H197L198 153V151H195ZM136 154V155H140V154ZM170 153V152H169ZM174 154V155H176L177 156V154L176 153H174V152H172L171 151V154ZM187 153V152H186ZM191 153V152H190ZM189 153V154H190ZM159 154V153H158ZM161 154V153H160ZM259 153H257V155H258ZM124 154H122V156H121V158H123V157H125V156H123ZM133 155H135V154H133ZM148 155V154H147ZM181 156H182V154H180ZM184 155L186 156V154L184 153ZM260 155V154H259ZM161 156V155H160ZM160 156H158V157H160ZM197 156V155H196ZM134 157H136V156H133V158ZM139 156H137V158H138ZM250 157V156H249ZM260 157V156H259ZM259 157H257V158H259ZM136 158V159H137ZM149 160H150V162H151V160H153V159H150V158H152V155H151V157H150V155H149ZM157 158V157H156ZM262 158V157H261ZM135 159V158H134ZM143 159H146V157L145 158H143ZM143 159H141V160H143ZM255 159V158H254ZM178 160V159H177ZM196 160V159H195ZM198 160V159H197ZM248 160V159H247ZM252 160V159H251ZM138 161V160H137ZM140 161V160H139ZM154 161V160H153ZM160 161V160H159ZM161 162V161H160ZM176 163H174V164H178V161H175ZM250 162V161H249ZM259 162H260V158H259ZM262 162V161H261ZM142 163V162H141ZM148 164H149V162H147ZM146 163V164H147ZM180 163V162H179ZM143 164V163H142ZM147 164V165H148ZM172 165V163H171V165L172 166H174V167H172L171 169H173V168H175V166L176 165ZM196 166H198V162H196V164H195ZM137 166V165H136ZM144 165H140V167H141V169H142V167H143ZM150 166V165H149ZM192 166V168H193V166L194 165H191ZM194 167L196 170H198L199 169V167H198V169H197V167ZM140 167H138L137 168V172H140ZM145 168H147L146 169V171L145 172H149V170L151 169V168H149V167H147L146 165L144 166ZM152 167V166H151ZM186 167V166H185ZM149 168V169H148ZM179 168V165H178V167H176L175 169L177 170ZM184 168V167H183ZM251 168H254V166H252ZM155 169H157V168H155ZM162 168L161 167H159V170H161ZM170 169V172H173V173H171V175L173 174L174 175V171H172ZM195 169H192V170H195ZM250 169V168H249ZM139 170V171H138ZM145 169H143V171H144ZM175 170V171H176ZM180 170V169H179ZM188 170H190V169H188ZM187 170V171H188ZM244 170V169H243ZM250 170H252V169H250ZM178 171V170H177ZM212 171V170H211ZM178 172H180V171H178ZM193 172V171H192ZM198 172V171H197ZM196 172V173H197ZM154 173L155 172H153L152 173V175H154ZM158 173H160V172H158ZM190 173H191V171H190ZM196 173H194V174H196ZM148 174V173H147ZM161 174V173H160ZM159 174V175H160ZM192 175L191 176H194V174L193 173H191ZM152 175H150V176H152ZM155 175H156V173H155ZM188 175H190V174H187L186 176H188ZM138 176V175H137ZM136 176V177H137ZM162 174L160 175V177L162 178ZM191 176H190V178H191ZM196 176V175H195ZM198 176V175H197ZM196 176V177H197ZM219 176V175H218ZM139 177V176H138ZM153 177H155V176H153ZM165 177V176H164ZM170 177V176H169ZM167 178V179H171V178ZM172 177H174V176H172ZM195 177V178H196ZM220 177V176H219ZM146 178V177H145ZM183 178V177H182ZM181 178V179H182ZM194 178V177H193ZM194 178V179H195ZM198 178V177H197ZM141 179V178H140ZM148 179H149V176H148ZM136 180H138V178L136 179ZM153 180H155V182H156V185H157V183H159L158 181V179L156 178V179H153ZM156 180H158V181H156ZM129 181V180H128ZM145 182H147V179H145L144 180ZM176 182H175V185L174 184H172V185H174V186H176V183H178L177 182V180H175ZM194 181V180H193ZM192 181V182H193ZM247 181H250V180H247ZM110 182V181H109ZM139 182H141V181H139ZM149 182H151V179H150V181ZM148 182V183H149ZM179 182H181V181H179ZM192 182H190L189 184V186H191V185H193L192 187H191V190H192V188H193V190L194 191H192V192H190L191 190H186V191H188L189 192V194H191L193 197H195V196H198L197 195V193L199 194V192L198 191H200L199 190V188H198V190L196 189V187H195V185L194 184H192ZM217 182V181H216ZM23 182H21L20 184H19V187H17L18 189L15 191V192H13V196H16V195H18V197H19V195L21 196V194L20 193H22L23 192V189H25V187H27V186H25L24 185V183L22 184ZM105 183V182H104ZM107 183V182H106ZM106 183L104 184V185H106ZM129 183V182H128ZM148 183H147V185H148ZM166 183V182H165ZM182 183V182H181ZM195 183V182H194ZM211 183V182H210ZM233 183H235L236 184V182H233ZM31 184V186H32V183H30ZM29 184V185H30ZM42 184V183H41ZM101 184V183H100ZM118 184V186H120V184L119 183H117ZM122 184V183H121ZM123 184H125V183H123ZM121 185L120 187L122 188V189H124V190H126V187H128V186H124V185ZM127 184V183H126ZM136 184V183H135ZM143 184H144V182H143ZM146 184V183H145ZM154 185H155V183H153ZM152 183H151V185H153ZM161 183H159L158 184V187H159V185H160ZM170 184V185H171ZM184 184H187V183H184ZM197 184V183H196ZM249 184H250V182H249ZM263 184V183H262ZM103 184H102V186H104ZM146 185V186H147ZM150 184H149V186L148 187H150L151 186ZM153 185V186H154ZM199 185V184H198ZM241 185V184H240ZM240 185H237V188H238V186H240ZM254 185V184H253ZM36 186H38L37 184H36ZM35 186V187H36ZM99 186V185H98ZM173 186V187H174ZM177 186H179V185H177ZM181 186L183 187V185L181 184ZM180 186V187H181ZM185 186V185H184ZM255 186V185H254ZM260 186V185H259ZM33 187H34V185H33ZM100 187H101V185L99 186V189H100ZM111 187H115V184H114V186L112 185ZM129 187H130V190L133 188V187H135L134 185H133V187H132V185H130L129 184ZM129 187H128V189L127 190H129ZM165 187V186H164ZM179 187V188H180ZM253 187V186H252ZM137 187H135V189H136ZM152 187H150V189H151ZM177 188V187H176ZM178 188V189H179ZM196 189V192H195V189ZM33 189V188H32ZM38 189V191L37 192H39L40 194H41V197L42 198H40V196H38V198H40L41 200L44 198V196H48L47 195V193H46V191L44 190V188L43 187H38L37 188ZM97 189V188H96ZM115 189H118V188H113V190L115 191ZM139 188H137L136 190H135V192H137L136 193V197H137V199L135 200L134 199V201L133 202H137L138 200H139V196H137L139 193L141 194V195H143L141 192H139L138 193V191L139 190H141V189H139ZM163 189V188H162ZM161 189V190H162ZM170 188H167V190H169ZM177 189V190H178ZM181 189V188H180ZM203 189V188H202ZM254 189V188H253ZM119 190V189H118ZM126 190V191H127ZM129 190V191H130ZM138 190V191H137ZM152 190V189H151ZM158 190H160V189H158ZM166 190V191H167ZM177 190H174V191H177ZM182 190V189H181ZM101 191H103V190H101ZM106 191V190H105ZM121 191L122 192H124L123 190H121L120 189V192H119V194L121 193ZM128 191V192H129ZM173 191V190H172ZM173 191V192H174ZM184 191V189L182 190V192ZM239 190H237V192H238ZM257 191V190H256ZM96 192H98V191H96ZM96 192H93V194L95 193L96 194ZM110 192V191H109ZM111 192H113V191H111ZM134 192V191H133ZM134 192V193H135ZM151 192V191H150ZM152 192H153V190H152ZM158 192V191H157ZM168 192V191H167ZM170 192H171V189H170ZM173 192H172V194H173ZM180 192V191H179ZM185 192V191H184ZM187 192V193H188ZM193 192H195L196 193V195L193 193ZM241 192V191H240ZM39 193H37V194H39ZM99 193H100V191H99ZM117 193V192H116ZM130 193V192H129ZM128 193V194H129ZM144 197H145V190H144ZM175 193V192H174ZM186 193V192H185ZM105 194V199L107 198V195L108 194H110V193H108V192H106V193H104ZM107 194V195H106ZM122 194V193H121ZM120 194V195H121ZM130 194H132V192L130 193ZM149 194V193H148ZM152 194V193H151ZM157 195H158V193H156ZM180 194V193H179ZM182 194V193H181ZM242 194V193H241ZM2 195H6V194H4V192H3V194ZM92 195V194H91ZM113 195H115V194H113ZM116 195H118V194H116ZM115 195V196H116ZM140 195V196H141ZM150 195V194H149ZM159 195H160V193H159ZM186 195H188V194H186ZM185 194L183 195V196H186ZM122 196V195H121ZM142 196V197H143ZM152 196V195H151ZM178 197L180 196V195H177ZM262 196V195H261ZM6 197V196H5ZM111 196L110 195H108V198H110ZM132 197H133V195H132ZM139 197V198H138ZM148 197V196H147ZM171 197V196H170ZM178 197H177V202L179 201L178 200ZM199 197V196H198ZM245 197V196H244ZM246 197H248V196H246ZM245 197V198H246ZM263 197V196H262ZM23 198V197H22ZM107 198V199H108ZM134 198V197H133ZM150 198V197H149ZM189 198H190V196H189ZM245 198H242V199H245ZM5 199V198H4ZM20 199V197L17 199V200H19ZM119 198L117 197V200H118ZM129 199V198H128ZM132 199V198H131ZM169 199V198H168ZM176 199V198H175ZM242 199H240V200H242ZM256 199V198H255ZM39 201V203H40V205H38V206H33V205H31L29 202H27L26 201V203L24 202L23 204H25V205H23V206H25L26 208H27V205H29V207H28V209L30 208V210L33 208V210L35 209V208H37V207H40L45 201H46V198H44L43 200L44 201ZM112 200H113V198H112ZM114 200H115V198H114ZM142 200H143V198L141 199L140 198V201L142 202ZM149 200V199H148ZM180 200H181V197H180ZM188 200V199H187ZM240 200H238V201H240ZM248 200V202H252V201H254V202H256V200H250V198L249 199H247ZM250 200V201H249ZM20 201L22 202V201H24V200H21L20 199ZM110 201H111V199H110ZM129 201V200H128ZM152 201H154V200H152ZM170 202L172 201V200H169ZM183 201H184V199H183ZM182 201V202H183ZM189 201H190V199H189ZM237 201V202H238ZM261 202H262V200H260ZM107 202H109V199L107 200ZM117 202V201H116ZM146 202V201H145ZM149 202H150V200H149ZM161 203H162V201H160ZM166 203H167V201H165ZM181 202V203H182ZM185 202V201H184ZM257 202H259V200L257 201ZM260 202V204L259 205H262V203ZM121 202H119V203H117V204H119V205H125V204H120ZM186 203H188L187 201H186ZM197 203V206H196V208L198 209V206L199 205H201V203L199 204L198 202H196ZM229 203H230V200H229ZM246 203V202H245ZM108 204V203H107ZM141 204H143V203H141ZM169 204H171V203H169ZM168 204V205H169ZM182 204H184V203H182ZM199 204V205H198ZM237 204V203H236ZM118 205V206H119ZM145 205H146V203H145ZM188 205V204H187ZM196 205V204H195ZM255 205V204H254ZM256 205H258V204H256ZM22 206V205H21ZM20 206V207H21ZM22 206V207H23ZM48 206V205H47ZM122 206H120V207H122ZM185 205H183V206H181V207H184ZM244 206V205H243ZM117 207V206H116ZM125 207V206H124ZM128 207H130V206H128ZM127 207V208H128ZM142 207V206H141ZM159 207V206H158ZM170 207V206H169ZM172 207V206H171ZM174 207H176V206H174ZM202 207V206H201ZM262 207V206H261ZM106 208V207H105ZM111 208V210H112V208L113 207H110ZM119 207H117V209H118ZM123 208V207H122ZM134 208V207H133ZM146 208V207H145ZM153 208H155V207H153ZM185 208V207H184ZM186 208H188V207H186ZM243 208H245V207H243ZM246 208H249V211L251 210L250 208H252V207H246ZM245 208V209H246ZM254 208V207H253ZM264 208V207H263ZM263 208H262V213H264L263 212ZM107 209L109 210V206L107 207ZM120 209V208H119ZM123 209H126V207L125 208H123ZM136 209H141V208H136ZM142 209H143V207H142ZM159 209V208H158ZM173 209V208H172ZM190 209V208H189ZM218 209V208H217ZM233 210H234V208H232ZM238 209H240V208H238ZM259 209H260V207H259ZM21 210H22V208H21ZM24 210V209H23ZM29 210V212H31ZM36 210V209H35ZM47 210H48V208H47ZM104 210V209H103ZM107 210V211H108ZM121 210V209H120ZM148 210V209H147ZM152 210V209H151ZM153 210H155V209H153ZM185 210V209H184ZM199 210H201V209H199ZM248 210V209H247ZM246 210V211H247ZM261 210V209H260ZM106 211V210H105ZM114 211L115 212H117L116 211V208L114 209ZM123 211V210H122ZM127 211H129V210H127ZM202 211V210H201ZM235 212H236V207H235V210H234ZM233 211V212H234ZM245 211V212H246ZM252 211V210H251ZM26 212H28L27 211V209H26ZM120 212V213H119ZM119 212H117V214H116V216H118V217H121L120 215L121 214H123L124 212H125V210L123 211V213H121V211H119ZM203 212V211H202ZM237 212H240L239 210L237 211ZM242 213H243V211H241ZM244 212V215L247 213H245ZM153 213V212H152ZM177 213V212H176ZM176 213H175V217H177V215H176ZM197 213V212H196ZM252 213H254V212H252ZM255 213H257V211H255ZM112 214H114V213H112ZM135 214V213H134ZM150 214H151V212L149 213V214H147V215H145L146 217H149L150 218ZM200 214H202V213H200L199 212V215ZM220 214V213H219ZM248 214H251V212L250 213H248ZM261 215V213L258 211V213H257V215ZM105 215H108V212H107V214H105ZM125 215V214H124ZM124 215H122V217L124 218ZM128 215V214H127ZM140 215V214H139ZM149 215V216H148ZM191 215V214H190ZM234 215H235V213H234ZM234 215H229V217H233ZM237 216L239 215V213L238 214H236ZM244 215H240L239 217H241V216H243V220L245 221L246 219V217H247V214H246V217H244ZM264 215V214H263ZM262 215V216H263ZM104 216V215H103ZM113 216V215H112ZM130 216H132V215H130ZM137 216H138V213H137ZM142 216H144V215H142ZM144 216V217H145ZM153 216V215H152ZM189 216V215H188ZM218 216H220V215H218ZM108 217H111V215H110V213H109V216ZM115 217V216H114ZM117 217V218H118ZM128 217V216H127ZM126 217V218H127ZM133 217V216H132ZM173 217V216H172ZM190 217V216H189ZM193 217H194V215H193ZM213 217V216H212ZM224 217V216H223ZM236 217V216H235ZM235 217H233V218H235ZM239 217H237L236 219H233V218H231V219H233V221L235 220H239V221H236V222H240L241 221V223H243V224H235V226H241L242 227V225H244V226H246L247 225V227L246 228H248V226H252V223L253 224H256L255 222H251V220H253L254 218H252V217H254V216H251V219H250V222L248 221L249 220V218H250V216H248V220H246V221H248L247 222V224H246V222L244 223V222H242V219H240ZM261 217V216H260ZM130 218V217H129ZM134 218V217H133ZM139 218H141V221H142V217L140 216ZM190 218H192V217H190ZM219 218V217H218ZM239 218V219H238ZM242 218V217H241ZM101 219V218H100ZM99 219V220H100ZM110 219V218H109ZM131 219V218H130ZM136 220H137V218H135ZM151 219V218H150ZM150 219H148V220H150ZM173 219V218H172ZM258 219V218H257ZM256 219V220H257ZM263 219V218H262ZM134 220V219H133ZM147 220V221H148ZM191 220H195V219H191ZM199 220V219H198ZM259 220H260V218H259ZM259 220H258V222H259ZM31 221V220H30ZM105 221H106V219H105ZM152 221V220H151ZM172 222H173V220H171ZM234 221V222H235ZM253 221H255V219L253 220ZM261 221V220H260ZM264 221V220H263ZM103 222V221H102ZM102 222H100V224L102 223ZM149 222V221H148ZM212 222V221H211ZM232 222V221H231ZM233 222V223H234ZM235 222V223H236ZM257 222V221H256ZM200 223V222H199ZM213 223V222H212ZM100 224H98L99 226H100ZM105 225L106 224H108V222L107 223H104ZM103 224V225H104ZM151 224V223H150ZM149 224V225H150ZM214 224V223H213ZM259 224H263V226H264V223H259ZM259 224H256V225H258V227H260V226H262V225H259ZM97 225V224H96ZM98 225H97V227H96V229L98 228V230H99V227H98ZM102 225V224H101ZM107 226V225H106ZM232 226H234V225H232ZM234 226V228H236V230L235 229H233L234 231H237L238 233H239V231H238V227H235ZM254 226L255 225H253L252 226V228H253V230L255 231V229H257L256 227H255V229H254ZM262 226V228H264ZM150 227V226H149ZM101 228H102V226H101ZM151 228H152V226H151ZM251 227H249L246 231H243V230H241L240 231V233L242 232L244 235H246L247 234V236H249V235H252V234H255V236L253 235L252 236V238H254V237H256L255 239V243H253V246L254 245H256V244H258V241H257V239H259V238H257V235L256 234H258V233H260V234H258V235H261L262 233L264 234V232L261 230V231H259L258 232V230H257V232L255 233L253 230V233H250L249 232V229H250ZM251 228V229H252ZM95 229V228H94ZM103 229V228H102ZM147 229H150V228H147ZM153 229V228H152ZM151 229V230H152ZM227 229V228H226ZM230 229V228H229ZM91 230H93V229H91ZM112 230V229H111ZM264 230V229H263ZM69 231V230H68ZM70 231H71V229H70ZM99 231H101V230H99ZM106 231H108V229L106 230ZM106 231H104L103 230V232H106ZM154 231V230H153ZM229 231V230H228ZM72 232V231H71ZM92 232V231H91ZM90 232V233H91ZM98 232V231H97ZM110 232V231H109ZM111 232H113L112 233V236H116V234L118 235V233H115L114 232V229L111 231ZM118 232V231H117ZM152 232V231H151ZM233 232V231H232ZM232 232H230V233H232ZM247 232V233H246ZM30 233V232H29ZM28 233V235L27 236H29L30 234ZM66 233H68V232H66ZM65 233V234H66ZM74 233V232H73ZM78 233H79V229H78ZM84 233V232H83ZM93 234H96V232L94 231V232H92ZM91 233V234H92ZM101 233V232H100ZM99 233V235H98V233H97V235H98V237H101V238H104L103 237V235H110V237H111V233H108V234H104V233H101L100 234ZM115 233V234H114ZM163 233V232H162ZM172 233V232H171ZM170 233V234H171ZM179 233V232H178ZM177 233V234H178ZM238 233H235L234 234V236H237V235H239V236H237L238 238L240 237V236H242L243 234L241 233V235L240 234H238ZM150 234V233H149ZM249 234V235H248ZM67 235V234H66ZM73 235V234H72ZM76 235V234H75ZM122 235V234H121ZM162 235V234H161ZM160 235V236H161ZM244 235L242 236V237H244ZM94 236V235H93ZM114 236V237H115ZM159 235H158V239H159V237H160ZM264 236V235H263ZM67 237H69L68 235H67ZM76 237V236H75ZM75 237H73V238H69L70 240H71V242H72V239L74 240V239H76V240H74V241H77V237L75 238ZM78 237H79V234H78ZM92 237V236H91ZM90 237V238H91ZM163 237V236H162ZM161 237V238H162ZM188 237V236H187ZM26 238V237H25ZM24 238V239H25ZM83 238V237H82ZM95 238H97V236L95 237ZM94 238V240L96 241V239ZM100 238V239H101ZM111 238H113V237H111ZM157 238V237H156ZM190 238V237H189ZM201 238V237H200ZM250 238H251V236H250ZM68 239V238H67ZM81 238H79V240H80ZM88 239V238H87ZM197 239V238H196ZM241 239V238H240ZM261 239V238H260ZM30 240H32V239H30ZM86 240V239H85ZM93 240V241H94ZM101 240H106V241H109L110 240V238H108V236H107V238H104V239H101ZM114 239H112V240H110L108 243H109V245L111 244V241H113ZM231 240H233V239H231ZM262 240H264V238H262ZM33 241V240H32ZM74 241H73V244H74ZM90 241H92V240H90ZM162 241H163V239H162ZM205 241V240H204ZM245 243H247V241H245V239L243 240ZM250 241H251V239H250ZM257 241V242H256ZM259 241H261V240H259ZM96 242H98V241H96ZM96 242H94V243H96ZM100 242V241H99ZM103 242V241H102ZM114 242V241H113ZM117 242V241H116ZM160 242V241H159ZM210 242V241H209ZM236 246H238L237 248L238 249H240L242 246H241V244H240V248H239V245H238V243L240 242V243H242L241 241H237L236 240ZM31 243V242H30ZM33 243V242H32ZM88 243V242H87ZM92 243V242H91ZM115 243V242H114ZM156 243H158V241H156ZM162 243H164V242H162ZM205 243H206V241H205ZM263 243V242H262ZM35 244V243H34ZM34 244H33V246H34ZM45 244V243H44ZM79 244V243H78ZM89 244V243H88ZM98 244V243H97ZM104 244H106V243H104ZM249 244H250V242H249ZM248 244V245H249ZM47 245L49 246V244H48V242H47ZM100 245H102V243L100 244ZM109 245H108V247H109ZM119 245V244H118ZM213 245V244H212ZM228 245V244H227ZM248 245H246V246H248ZM261 245V244H260ZM36 246V245H35ZM44 246V245H43ZM77 246V245H76ZM91 245H89V248H93V246L94 245H92L91 247H90ZM103 246V245H102ZM110 246H112V244L110 245ZM122 246V245H121ZM233 246H235V245H233ZM235 246V247H236ZM86 247H88V245L86 246ZM85 247V248H86ZM192 247V246H191ZM212 247V246H211ZM213 247H214V245H213ZM244 247H245V245H244ZM256 247V246H255ZM255 247H253V248H255ZM45 249H46V247H44ZM75 248V247H74ZM78 248V247H77ZM96 249H98L99 248V246H98V248L97 247H95ZM113 248H114V246H113ZM120 248V247H119ZM118 248V249H119ZM122 248V250L124 251V253H127V251L129 252V253H131V251H132V253L134 254V252L136 253L137 251H134L133 252V250H134V248H132L133 250H130V249H128L126 252H125V248L122 246L121 247ZM135 248H137V247H135ZM189 248V247H188ZM215 248V247H214ZM249 249H250V247H248ZM87 249V248H86ZM91 249H90V251H91ZM101 249H103L102 247H101ZM101 249H98V250H101ZM106 249H108V248H106ZM141 249V248H140ZM162 249V248H161ZM190 249V248H189ZM196 249V248H195ZM198 249V248H197ZM212 249V248H211ZM248 249V250H249ZM258 249H260V246H259V248ZM261 249H262V247H261ZM33 250V249H32ZM80 249H78L77 250V252H80L79 251ZM82 250V249H81ZM92 250H94V249H92ZM104 250V249H103ZM109 250H112V249H109ZM120 250V249H119ZM136 250H139L138 248L136 249ZM164 250V249H163ZM187 250V249H186ZM191 250V249H190ZM254 250V249H253ZM253 250H252V252H253ZM30 251V250H29ZM38 251V250H37ZM117 251V250H116ZM157 251V250H156ZM199 251V250H198ZM198 251H196L197 253H198ZM209 251H211L212 252V250H209ZM227 251V250H226ZM229 251V250H228ZM236 251V250H235ZM247 251V250H246ZM251 251V250H250ZM256 251V250H255ZM262 251V254H264V250H261ZM260 251V252H261ZM87 252H89V251H87ZM193 252V251H192ZM205 252V251H204ZM207 252V251H206ZM210 252V253H211ZM259 252V253H260ZM82 253V252H81ZM100 253V252H99ZM106 253V252H105ZM108 253H110V252H108ZM107 253V254H108ZM152 253H154V252H152ZM200 253V252H199ZM233 253V252H232ZM232 253H230V255L232 256ZM257 253V252H256ZM258 253V254H259ZM88 254V253H87ZM90 254H92V253H90ZM90 254H88V256L90 255ZM140 254V253H139ZM142 254V253H141ZM206 254V253H205ZM223 254V253H222ZM77 255V257H78V255H79V257L78 258H81L80 257V254H76ZM92 255H94V254H92ZM97 255V254H96ZM96 255L94 256V257H96ZM134 255H136L137 256V254H134ZM194 255V254H193ZM229 255V256H230ZM97 256H101V254L100 255H97ZM107 256H110V255H107ZM106 256V257H107ZM147 256V255H146ZM195 256V255H194ZM209 256V255H208ZM260 256V255H259ZM92 257V256H91ZM105 257V258H106ZM148 257H150V256H148ZM151 257H152V255H151ZM175 257V256H174ZM212 257V256H211ZM245 257V256H244ZM243 256H241L240 255V259H242L243 261H244V258ZM249 258H250V255L248 256ZM261 257V256H260ZM259 257V258H260ZM100 258H102V256L100 257ZM109 258V257H108ZM121 258V257H120ZM124 258V257H123ZM129 258V257H128ZM127 258V259H128ZM132 258V257H131ZM197 258V257H196ZM214 258H215V256H214ZM253 259H254V257H252ZM255 258H256V254H255ZM93 259V258H92ZM107 259V258H106ZM110 259V258H109ZM130 259V258H129ZM128 259V264H129V260ZM142 259H144V257L142 256ZM142 259H140V262H139V259L137 260L136 259V264H140V263H143V264H145L144 262H141V260ZM146 259V258H145ZM154 259V258H153ZM153 259H150V260H148V261H151V262H148V261H146L145 260V262H147L148 264H152V260ZM207 259V258H206ZM212 259V258H211ZM236 259H239V258H236ZM258 259V258H257ZM264 259V257H262V259L260 258V259H258L259 260V262H260V264H262L264 261H262V263H261V260H263ZM79 261H80V259H78ZM83 260H84V258H83ZM86 260V259H85ZM84 260V261H85ZM103 260V259H102ZM105 260V259H104ZM132 261H131V263H135V262H133V260H135L134 258H132L131 259ZM197 260V259H196ZM209 260V259H208ZM226 260V259H225ZM235 260V259H234ZM252 260V259H251ZM255 260V259H254ZM258 260L255 262V263H257L258 264ZM88 261V260H87ZM101 261V260H100ZM198 261V260H197ZM205 261V260H204ZM230 261V260H229ZM243 261L241 262V263H243ZM102 262V261H101ZM108 261H106V263H107ZM139 262V263H138ZM234 262V261H233ZM239 262V261H238ZM247 262V261H246ZM250 262V261H249ZM253 262V261H252ZM98 264H99V262H97ZM190 263V262H189ZM254 263V262H253ZM91 264H93V263H91ZM101 264V263H100ZM112 264V263H111ZM114 264V263H113ZM120 264V263H119ZM153 264H154V262H153ZM184 264V263H183ZM216 264H218V263H216ZM233 264V263H232ZM236 264H237V262H236ZM240 264V263H239ZM252 264V263H251Z\"/></svg>", "mask_w": 264, "mask_h": 264}]
</instances>
